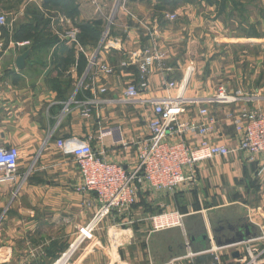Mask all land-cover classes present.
<instances>
[{"label":"crops","instance_id":"crops-1","mask_svg":"<svg viewBox=\"0 0 264 264\" xmlns=\"http://www.w3.org/2000/svg\"><path fill=\"white\" fill-rule=\"evenodd\" d=\"M115 1L5 0L2 6L10 19L15 18L14 28L32 22L33 14L39 15L45 27L46 37L33 48L28 41L12 39L11 32L7 37L0 35L6 49L0 52V146L17 147L20 153L15 183L0 184V202L16 208L17 214L9 215L12 223L24 219L29 248L36 252L33 260L41 264H52L67 253L78 240V229L98 211L93 195L75 192L79 185L78 168L72 156L57 151L58 140L90 139V145L103 152L107 162L131 170L137 162L138 147L149 137V101L175 98L178 89H169L167 83L180 85L189 64L197 73L206 65L207 77L195 79V73L190 75L183 96H212L220 86L219 78L224 76L225 80L226 71L231 72L221 66L228 58L251 57L252 66L247 72L237 70L234 87L229 81L221 85L253 97L248 107L264 111L258 0H126L125 8L118 9L109 26ZM260 2L264 7V0ZM231 11L243 19L240 24L231 23L232 31L227 30L230 23L225 22ZM171 15L178 18L175 25L167 19ZM85 24L99 25L100 35L94 39L82 36L77 27ZM107 27L104 38L102 28ZM73 31L78 47L69 37ZM82 38L83 45L79 41ZM17 43H28L29 47L18 49ZM152 47L161 56L160 64L150 67L142 80L138 66L144 58L143 51ZM25 50L29 57L18 71L15 59ZM91 57L96 62L88 67ZM81 58L86 67L78 68ZM101 65L111 74L103 72ZM128 84L145 86L139 88L135 100L126 104L122 99ZM100 88L106 92L99 93ZM71 100L69 111L64 112ZM92 100L101 103L91 108L89 118L82 117V108L74 102ZM194 109L191 107L190 116ZM214 115L218 123L213 141L224 143L234 131L224 125L222 113L216 111ZM113 126L120 127L124 148L113 145L110 137L100 138L102 130ZM187 140L194 145L198 142L197 136H188ZM252 180L258 182L264 195V156L251 163L245 161V155L199 163L196 183L182 185L172 196L141 189L139 201L130 211L112 212L100 218L91 239L77 246L73 264H210L214 250L222 248L211 239L235 237L240 231L238 226L249 215H235L229 220L221 217L213 227L211 218H203L202 212L234 209L237 205L248 208L245 191ZM191 190L198 200L199 209L195 212L193 203L188 202ZM11 193L12 197L6 200L5 196ZM237 193L244 202L237 201ZM224 196L232 201L227 205H207L216 199L224 200ZM173 207L184 215L181 227L152 231L148 218L158 209ZM50 225L54 228L48 230ZM204 232L210 240L207 249L197 240ZM225 260L223 257L224 264Z\"/></svg>","mask_w":264,"mask_h":264},{"label":"built area","instance_id":"built-area-1","mask_svg":"<svg viewBox=\"0 0 264 264\" xmlns=\"http://www.w3.org/2000/svg\"><path fill=\"white\" fill-rule=\"evenodd\" d=\"M125 2L126 0H116L113 11L116 7L125 8ZM167 19L173 21L175 16H168ZM0 26H8L6 18L2 15ZM106 35L107 33L103 37ZM69 37L78 47L76 32L70 33ZM2 45L0 41V52ZM17 45L24 46L28 43ZM143 52L144 58L138 66L142 80L150 67L155 63L159 65L161 60L154 47ZM94 59L95 57L89 59L88 67L95 65ZM100 69L107 75L111 74V71L102 65ZM191 73L192 68L188 67L180 85L167 83L169 89H178L179 93L175 98L149 101L152 106V115L147 124L149 137L138 147L137 162L131 170L107 162L103 157L104 153L95 151L90 145V139H65L55 143L58 152L64 156H72L75 160L79 172V185L75 187V192L80 195H93L98 203V211L88 223L78 229V240L68 248L67 253L52 264H59L64 260L68 264L77 246L85 239H91L100 218L112 212L125 214L130 211L138 203V193L141 189L172 196L182 185L196 183L199 163L236 155H245V161L251 163L257 157L264 156V111L248 107L254 98L245 96L239 90L231 91L225 85H220L208 98L187 99L183 92ZM144 86L128 84L123 93V103L135 100L139 88ZM105 92V88L99 89V93ZM72 102L71 100L65 105L64 112L69 111L68 107ZM74 103L82 108L81 116L89 118L91 108L101 102L92 100L87 103ZM191 107L196 109L190 116ZM216 111L222 113L224 125H230L234 131L233 136L228 137L224 143L214 142L212 138L216 134L214 127L218 123L217 115H214ZM100 135V138H112L113 145L125 147L119 126L104 129ZM188 136H197L198 142L195 145L190 143ZM19 158L17 147L0 146V184L15 183ZM183 218L184 215L179 214L174 207L164 208L150 216L148 222L151 230L158 232L181 227ZM248 221L258 228V235L231 246L215 249L210 264H224L223 257L232 264H264V225L254 223L251 217ZM234 253L237 254L236 257H233ZM35 255L34 251L29 254L30 258H35Z\"/></svg>","mask_w":264,"mask_h":264},{"label":"rangeland","instance_id":"rangeland-1","mask_svg":"<svg viewBox=\"0 0 264 264\" xmlns=\"http://www.w3.org/2000/svg\"><path fill=\"white\" fill-rule=\"evenodd\" d=\"M257 4H258V9H257L256 15L259 18L258 19L259 20L258 31L260 32V34H259V43H260V46H259V49H260L259 65H260V70H261V80L264 82V7H263L262 3L260 2V0H258ZM232 7H234V6H232ZM2 9L3 8L0 6V16L1 15L4 16L6 18V22L8 24V26H5L4 28L6 30H8V32H11L10 35H12V33L15 29L13 25L15 24L16 20H15V18L10 19V16H8L6 14V12ZM114 11L111 13V18H110V21L108 24L109 26L116 19V14H117L118 10L116 12H114ZM226 18H227V20H226ZM181 19H183V18H181ZM176 22H178V18L175 15V20L170 21V23H173L175 25ZM225 22L230 23L226 27H227V30L232 31V28L234 27L233 24H240V22H243V19H242L241 15L238 16L237 14H234L231 11L225 17ZM231 23H233V24H231ZM102 30H103V32H102V37H103L104 34H106L108 32V27L104 28V29L102 28ZM0 35H1V33H0ZM0 41H2V43H3L1 50L4 51V49H5L4 38H1ZM16 47L18 49H25V48H28L29 45L19 46L16 44ZM25 51H27V50H25ZM247 59H249V60H247ZM221 66L223 68L227 67V70H231V72L228 73L226 71V73L224 74L226 77L225 80H224V76H222L223 78H219V80L221 82V83H219V85L225 84L226 81L227 82L229 81L230 86L234 87L235 81H236V77L234 76L235 73H237V70H239L241 72H242V70L247 72L248 69H251V66H252L251 65V57L228 58L225 61L221 62ZM188 67L192 68L191 75H193V73H195L194 78H195V76L202 78V79L203 78L205 79L207 77V74L205 73L207 71L206 65H205V67L200 68L199 73H197V69H195L194 65L190 66V64H189L187 66V68ZM225 70H224V72H225ZM197 77L195 79H197ZM213 83L215 84V82H213ZM205 85H206V83L204 80L202 82L201 86L204 88ZM191 192L193 194H189L188 202H189V204L193 203L192 211L195 212V211H197V209H199L198 208L199 206H197L198 202L196 203L197 199L194 197L195 191L191 190ZM245 192H246L245 196H247L248 208L245 209V208H243V206H239V205H237V207L234 209H232V207H229L226 210L214 208L213 210L202 212L203 218H206V217L211 218V220L213 222V227H214L218 224V221L221 219V217H224L223 219L229 220L230 218H233V216H235V215L236 216L239 215L240 217H246L247 215H249V217H251V219L253 220L254 223L263 226L264 225V204L262 202H264V195L261 194V192L258 188V182L256 180H252V182L250 184H247ZM237 196H238L237 197L238 202H244L243 198L242 199L240 198L239 193H237ZM5 197H6V200H8L9 197L10 198L12 197V193L9 196L7 194ZM248 200H249V203H248ZM230 201H232L231 198H229V200H227L226 196H224V200H223V198H222V200L216 199V200L211 201V204L208 203L207 205H213V204L216 205V204H218V202H220V204H222V205H227V204H229ZM1 202H0V204H1ZM178 204H180V203H178ZM160 211L161 210L158 209L156 213H159ZM16 212H17L16 208L11 207L10 204H7L4 201L2 202V204L0 206V264H21L22 262H28L29 264H41L42 262H35V260H33V258H30V256H29L31 250H30L28 244H30V242L28 241V239L26 237V233H25V229H24V219L18 221L15 224V223H12V221L9 217V215L11 213H16ZM13 226L15 228H13ZM51 228H54L53 225H50V229L48 228V230H51ZM12 229H15V230H13V232H12L11 231ZM35 254H36V252H35ZM72 259H73V256L71 257L69 264H73ZM225 262H226L225 264H227L226 260H225Z\"/></svg>","mask_w":264,"mask_h":264},{"label":"trees","instance_id":"trees-1","mask_svg":"<svg viewBox=\"0 0 264 264\" xmlns=\"http://www.w3.org/2000/svg\"><path fill=\"white\" fill-rule=\"evenodd\" d=\"M20 2L21 1H19L18 4ZM3 4H6L5 0H0L1 7L3 6ZM12 8L10 7L9 9H12ZM33 16H34V19L32 20V22H29V24L27 25L25 24L19 25V27L18 28L16 27L12 33L13 34L12 39H15L16 41H28L30 42V47L32 48L34 45H36L39 42L40 39H43V37L44 38L46 37V34L44 33L45 27H44L43 22H41L39 15L33 14ZM95 26H92L93 27L92 28L91 25L85 24V25H79L77 28L82 34V36H87V37L91 36L94 39L95 36L97 37L101 33V30L99 29V25L96 24ZM1 28H3L1 32V36L4 35V37L5 36L7 37L8 30H6L4 27H1ZM83 39L84 38L79 40L82 45L84 43ZM79 67H86V62L83 60V58L79 59L78 68ZM179 211L181 212L180 209Z\"/></svg>","mask_w":264,"mask_h":264},{"label":"water","instance_id":"water-1","mask_svg":"<svg viewBox=\"0 0 264 264\" xmlns=\"http://www.w3.org/2000/svg\"><path fill=\"white\" fill-rule=\"evenodd\" d=\"M118 10V7H116L115 11ZM29 57V51H25L18 55L15 59V68L18 71H21L24 66L25 62ZM96 58L93 60L95 62ZM239 227V232L236 233V236L230 237V239H225L224 241H221L220 239H217L215 236L211 239V241L217 246V247H224V246H231L233 243L237 242H243L246 241L250 237H255L258 235V228H256L255 225L251 224L248 219L243 222ZM215 231V230H214ZM193 240V239H192ZM197 240H200L202 243V246H204V249H207L209 246L208 243L210 240H208L206 232L202 233ZM237 254H233V257H236Z\"/></svg>","mask_w":264,"mask_h":264},{"label":"bare ground","instance_id":"bare-ground-1","mask_svg":"<svg viewBox=\"0 0 264 264\" xmlns=\"http://www.w3.org/2000/svg\"><path fill=\"white\" fill-rule=\"evenodd\" d=\"M59 264H65V261L64 262H60Z\"/></svg>","mask_w":264,"mask_h":264}]
</instances>
